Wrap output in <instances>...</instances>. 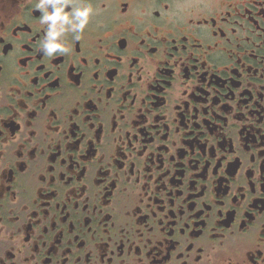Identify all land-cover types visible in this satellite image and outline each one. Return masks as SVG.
<instances>
[{"label":"flooded vegetation","instance_id":"af4514ba","mask_svg":"<svg viewBox=\"0 0 264 264\" xmlns=\"http://www.w3.org/2000/svg\"><path fill=\"white\" fill-rule=\"evenodd\" d=\"M0 264H264V0H0Z\"/></svg>","mask_w":264,"mask_h":264},{"label":"clouds","instance_id":"9594fccd","mask_svg":"<svg viewBox=\"0 0 264 264\" xmlns=\"http://www.w3.org/2000/svg\"><path fill=\"white\" fill-rule=\"evenodd\" d=\"M76 15L80 18V23H79V27L83 28L84 24L87 22V18L89 15V9L85 8L83 10H77L76 11ZM48 19L53 20V22L60 20L61 22H63V20L65 19V17L61 16V8H56V11L54 14H52L51 16L47 17ZM50 35L52 36L53 34L50 33ZM58 47V45L56 44H48L46 45L47 51L49 54H51L53 51L56 50V48Z\"/></svg>","mask_w":264,"mask_h":264}]
</instances>
